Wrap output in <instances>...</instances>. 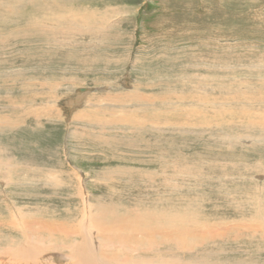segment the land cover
I'll list each match as a JSON object with an SVG mask.
<instances>
[{
    "label": "rangeland",
    "instance_id": "1",
    "mask_svg": "<svg viewBox=\"0 0 264 264\" xmlns=\"http://www.w3.org/2000/svg\"><path fill=\"white\" fill-rule=\"evenodd\" d=\"M110 7L121 12L89 26L71 15L94 10L99 17ZM39 20L57 27L40 28ZM199 45L209 60L194 67ZM227 45L233 59L242 52L264 60V0H0V257L12 246L5 238L21 236L7 223L6 203L40 221L71 223L81 215L71 194L78 176L97 197L87 199L112 203L123 215L152 208L211 225L196 228V247L184 238L191 251L152 256L155 264H264V65L239 59L236 70L221 69ZM43 76L57 83L56 99L35 93ZM78 86L90 91L78 97ZM115 101L116 115L104 111ZM42 103L55 104L42 114ZM127 109L130 126L104 117ZM45 236L38 235L47 242ZM45 254L40 264H73L63 249ZM4 255L0 264H39Z\"/></svg>",
    "mask_w": 264,
    "mask_h": 264
},
{
    "label": "bare ground",
    "instance_id": "2",
    "mask_svg": "<svg viewBox=\"0 0 264 264\" xmlns=\"http://www.w3.org/2000/svg\"><path fill=\"white\" fill-rule=\"evenodd\" d=\"M9 5V4H8ZM111 8V7H110ZM105 8L104 11L101 13V15L98 17L96 16L97 14L91 11V8H89V10L91 12H85L86 14H71L73 15L72 17H77L78 22L77 24L79 26L85 25V26H89L91 24H98L102 21L107 22V17L109 15V12L111 10V13H118L121 11H118L119 9L121 10V8L115 7L113 8ZM87 9V8H86ZM85 9V10H86ZM96 9V8H95ZM73 10V9H72ZM78 10V8H77ZM88 10V9H87ZM125 10V7H124ZM69 11V10H68ZM67 11V13H68ZM81 11V10H80ZM79 11V13H80ZM102 11V10H101ZM114 11V12H113ZM99 12V11H98ZM183 12V11H182ZM72 13V12H71ZM106 14V16H105ZM70 15V14H69ZM99 15V13H98ZM104 15V16H103ZM63 18V17H62ZM66 19V18H65ZM181 19L182 16H181ZM36 21V20H35ZM61 21V20H60ZM100 21V22H99ZM57 22V21H56ZM80 22V23H79ZM73 23V22H72ZM37 26L40 28H43L44 26L49 27V28H56L57 25H55V23L52 24H45L42 21H37ZM43 24H45L44 26H42ZM62 24V23H60ZM74 24V23H73ZM75 24V25H77ZM98 26V25H97ZM72 28V25L71 27ZM111 28V27H110ZM83 28H81L82 30ZM92 30V29H91ZM87 32L88 29H86ZM82 32V31H81ZM91 33V32H90ZM82 34V33H81ZM215 38V36H214ZM223 38V37H222ZM222 38H220V40L222 41ZM225 38V36H224ZM226 39V38H225ZM219 40V38H218ZM229 40V39H227ZM226 40V41H227ZM242 45V44H240ZM222 46V45H221ZM231 45H227V47H225V49L222 51L223 55L219 58V62L221 63L220 68L221 69H225L227 71H234L236 70L235 65L238 64L239 59H246V56L244 55L245 53H240L238 52L237 55H239V57H236V53L234 54L236 58L235 62L233 61L234 59L232 58V52L228 53V50L232 49L230 47ZM214 48V47H213ZM217 50V49H216ZM194 51L196 52V55L194 57H191L190 60H192V62L194 63L193 66L194 67H198V66H204V65H200L202 63H204L205 61H208V51L206 56L203 55V49L202 47L199 45L197 48L194 49ZM232 51V50H231ZM215 52V50H214ZM221 52V51H220ZM218 53V52H217ZM248 54H252V52H248ZM262 54V53H261ZM30 55V54H29ZM194 55V54H193ZM232 55V57L230 56ZM249 55V57H250ZM34 56V55H33ZM214 56V55H213ZM213 56H211L210 61L214 60ZM254 56V55H253ZM173 57V56H172ZM218 58V57H217ZM257 58V57H255ZM255 58H251V59H246L248 60L246 63H244V66H249V65H253V67H263V62L264 60L261 62V57L260 60H257L256 62H252L253 59ZM245 61V60H244ZM260 61V62H258ZM243 63V62H242ZM241 63V64H242ZM191 64V63H190ZM240 64V63H239ZM209 65V64H208ZM191 67V66H190ZM202 68V67H200ZM260 69V68H259ZM184 70V69H183ZM252 70V69H251ZM180 71V70H179ZM182 71V70H181ZM215 71V70H212ZM223 71V70H222ZM220 72V71H218ZM42 73V72H41ZM209 73V72H207ZM224 73V72H223ZM227 73V72H226ZM225 73V76H226ZM252 73V72H251ZM198 74V73H197ZM196 74V75H197ZM215 74V73H214ZM248 74V73H247ZM199 75V74H198ZM223 75V74H222ZM209 76V75H208ZM240 76V75H239ZM250 76V75H249ZM254 76V74H253ZM258 76V75H257ZM263 76V75H262ZM50 76H43L44 80H37V78L35 79L36 81H38V85H36V88L38 90L35 91L36 94H38V96L40 95H44L46 96V100L48 99H56V89H55V82L52 81L51 78H49ZM186 77V76H185ZM237 76L233 77V76H228L227 78H231V79H235ZM245 77V76H244ZM252 77V75H251ZM196 78V77H195ZM198 78V76H197ZM196 78V79H197ZM208 78V77H207ZM212 78V77H211ZM250 78V77H249ZM255 78V77H254ZM261 79V77H259ZM50 79V80H48ZM195 79V80H196ZM33 80V79H32ZM209 80V79H208ZM229 80V79H228ZM243 80V79H242ZM263 80V78H262ZM64 81V80H63ZM63 81L59 82L62 83ZM73 80L70 79L69 82H72ZM75 81V80H74ZM189 81V80H188ZM193 81V80H192ZM207 81V80H206ZM213 81V80H212ZM210 81V83L212 82ZM216 81V80H215ZM230 81V80H229ZM237 81V80H236ZM31 82V81H30ZM191 82V81H190ZM194 82V81H193ZM196 82V81H195ZM209 82V81H208ZM223 81V86L224 85ZM246 82V81H245ZM249 82V81H248ZM262 82V81H260ZM34 83V82H33ZM36 83V82H35ZM68 83V82H67ZM185 83V82H184ZM206 83V82H205ZM204 83V84H205ZM243 83V82H242ZM70 84V83H69ZM188 84V83H187ZM190 84V83H189ZM188 84V85H189ZM197 84V83H195ZM208 84V83H207ZM206 84V85H207ZM214 84V83H213ZM230 84V83H229ZM235 84V83H234ZM250 84V83H249ZM187 85V86H188ZM212 85V84H211ZM238 85V84H237ZM241 85V84H240ZM62 86V85H61ZM197 86V85H196ZM208 86V85H207ZM206 86V87H207ZM210 86V85H209ZM235 86V85H234ZM247 86V83H246ZM205 87V89H206ZM212 87V86H211ZM215 88V86H213ZM212 87V88H213ZM228 87V86H227ZM248 87V86H247ZM35 88V89H36ZM191 88V87H190ZM203 89V87H201ZM210 88V87H209ZM193 89V88H192ZM195 89V88H194ZM241 89V88H239ZM247 89V88H246ZM66 90V89H65ZM77 90V94L78 97H82L83 95H85L86 93H88L89 88H85L82 86H78ZM212 90V89H210ZM215 90V89H214ZM225 90V89H224ZM231 90V89H230ZM250 90V89H248ZM189 91V90H188ZM197 91V90H196ZM207 91H209L207 89ZM234 91V89H233ZM232 91V92H233ZM243 91V90H242ZM264 91V90H263ZM190 92V91H189ZM193 92V91H192ZM203 92V91H202ZM230 92V91H229ZM228 92V93H229ZM197 92H195L194 94H196ZM210 93V92H209ZM214 93V92H213ZM219 93V92H218ZM236 93V91L234 92ZM253 93V92H252ZM46 94V95H45ZM188 94V93H187ZM202 94V93H201ZM208 94V93H207ZM147 95V93H146ZM206 95V94H205ZM216 95V94H215ZM226 95V94H225ZM238 95V94H237ZM248 95V94H247ZM37 96V97H38ZM209 95L205 96V99L208 97ZM245 96V95H243ZM263 96V95H262ZM111 97V96H110ZM139 97V96H138ZM103 98V97H102ZM140 98V97H139ZM202 98V97H200ZM219 98V97H218ZM239 99V97H237ZM246 98V96H245ZM253 98V97H251ZM144 99V97H143ZM148 99V98H147ZM105 100V99H104ZM107 100V99H106ZM106 100L104 102H106ZM112 100V99H110ZM152 100V99H151ZM214 100V99H213ZM232 100H233V96H232ZM155 101V100H154ZM166 101V100H165ZM171 101V100H170ZM197 101V100H196ZM227 101V100H226ZM49 102V101H48ZM110 101L108 100V103ZM116 102V101H115ZM147 102V101H146ZM205 102V101H204ZM235 102V100H234ZM233 102V103H234ZM69 103V102H68ZM94 103V101H93ZM119 102H116L113 104L115 106H110L112 104L107 105V108L104 109V111H107V113L111 114V115H116L117 113V109L118 107H120L121 105L119 104ZM137 103V102H136ZM152 103V102H150ZM164 103V102H163ZM182 103V102H181ZM214 103V101H213ZM216 103V102H215ZM214 103V104H215ZM223 103V102H222ZM236 103V102H235ZM240 103V102H239ZM55 103L52 104H43V106H40V110H38L35 106V109H37V111H39L40 113L44 114L43 112L49 110L50 108L54 107ZM107 104V103H106ZM105 104V105H106ZM166 104V103H165ZM177 104V103H176ZM183 104V103H182ZM189 104V103H188ZM228 104V103H227ZM230 104V103H229ZM242 103H240L239 105H241ZM68 105V104H67ZM75 105V104H74ZM96 105V104H95ZM95 105L91 104L90 108H92L93 110H95V112L97 113L98 109ZM151 105V104H150ZM190 105V104H189ZM192 105V104H191ZM224 105V103H223ZM237 105V104H236ZM124 105H122L123 107ZM148 106V105H147ZM195 106V105H194ZM218 106V105H217ZM216 106V107H217ZM230 106V105H229ZM238 106V105H237ZM143 107V106H142ZM165 107V106H164ZM178 107V106H177ZM176 107V108H177ZM183 107V106H182ZM223 107V106H221ZM235 107V106H234ZM133 108V107H132ZM147 108V107H146ZM175 108V110H176ZM180 108V107H179ZM193 107H191L192 109ZM227 108V107H226ZM225 108V109H226ZM232 108V107H231ZM47 109V110H46ZM64 109V108H63ZM109 109H111L109 111ZM142 109V108H141ZM148 109V108H147ZM191 109L189 108L188 110L191 111ZM194 109V108H193ZM197 108H195L196 110ZM211 109V108H210ZM224 109V108H223ZM229 110V108H227ZM263 109V108H262ZM79 110H84L82 108L78 109L77 113L74 115L75 119L77 120H81L84 116L81 115V113L79 112ZM201 110V109H200ZM247 110V109H246ZM109 111V112H108ZM144 111V110H143ZM147 111V110H146ZM164 111V110H163ZM168 111V110H167ZM177 111V110H176ZM198 111V110H197ZM213 111V109H212ZM215 111H218V109H216ZM230 111V110H229ZM121 114L118 115L117 118H115L114 120L110 119L109 116H105L107 113L104 112V117L108 118L109 121H115L117 123H122L128 126L127 121L130 120V116H131V112L129 113V109L124 110V111H120ZM183 112V111H182ZM185 112V111H184ZM183 112V113H184ZM241 112V111H240ZM247 112V111H246ZM139 113V112H138ZM165 113V112H164ZM181 113V112H180ZM188 113V111H187ZM185 113V114H187ZM200 113V112H199ZM215 113V112H214ZM238 113V111H237ZM46 114V113H45ZM98 114V113H97ZM171 114V113H170ZM184 114V115H185ZM189 114V113H188ZM248 114V113H247ZM246 114V115H247ZM100 115V114H99ZM138 115V114H137ZM175 115V114H174ZM183 115V116H184ZM241 115V114H240ZM245 115V114H244ZM186 116V115H185ZM99 117V116H98ZM171 117V116H170ZM135 118V117H134ZM186 117H184L183 119H185ZM191 118V117H190ZM206 118V117H204ZM95 119V118H94ZM99 118H96L95 120H97ZM160 119V118H159ZM187 120V119H186ZM202 120V118H201ZM234 120V119H233ZM232 120V121H233ZM137 121V119H136ZM161 121V120H160ZM167 121V120H166ZM251 121V120H250ZM257 121V120H256ZM90 122V121H89ZM130 122V121H129ZM159 122V121H158ZM96 123V121H95ZM94 123V124H95ZM139 123V122H138ZM151 123V122H150ZM163 123V120H162ZM261 123V122H260ZM264 123V121L262 122ZM112 124V123H111ZM147 124V123H146ZM102 125V124H101ZM170 125V124H169ZM261 125V124H260ZM263 125V124H262ZM130 126V124H129ZM165 126V125H164ZM101 127V126H100ZM103 127V126H102ZM147 127V126H146ZM102 129V128H101ZM131 130V129H130ZM146 130V129H145ZM86 131V130H85ZM84 134V133H83ZM87 134V133H86ZM93 135V134H92ZM98 135V134H97ZM96 136V135H95ZM144 136V135H143ZM142 137V136H141ZM138 138V137H137ZM232 138V137H230ZM79 139V138H78ZM95 139V138H94ZM144 139V138H143ZM98 140V139H97ZM107 140V139H106ZM89 141V140H88ZM151 141V140H150ZM148 141V142H150ZM138 142V141H137ZM146 142V141H145ZM110 143V142H109ZM99 157V156H98ZM11 163H6L4 168L6 172L5 175L2 177V180H7L10 179L11 176L9 172V170H11ZM13 164V163H12ZM68 164V163H67ZM15 165V164H14ZM72 165V164H71ZM80 168V166H78ZM78 167H74L73 165V169L71 168L73 171H76L75 169H78ZM70 169V170H71ZM81 169V168H80ZM7 170V171H6ZM82 170V169H81ZM80 170V171H81ZM1 174V172H0ZM48 174V173H47ZM76 174V173H75ZM2 175V174H1ZM77 176V175H76ZM4 177H6L5 179H3ZM47 178V177H46ZM77 179V180H76ZM75 180L78 181L77 183V188H76V193H71L72 195L76 196L77 198H79L78 200H80V206L78 210L80 211L81 215H78L76 218L74 217V219L72 220V222L67 223V222H62V221H55V220H43L40 221V219H36L34 216L27 214L25 212H23L21 209H18V207L16 209H14L15 211H13L12 209H10L11 207L8 206V204L6 203V208L9 209L10 211V218L8 219L7 223L8 225L15 230V232H19L21 233L20 235V240L17 242H15L12 238H8L6 237L4 242L9 243L10 245L12 244L11 247H9L8 249H5L4 254L6 253V255H9L11 258H18L20 256V258H25V259H31L34 262H38L39 264L41 263V261H43L42 259L45 260V256L47 254H45L46 252H48L50 249H56V250H65L66 251V257L68 260L70 259L73 264H155L154 262H156L155 260H153L152 256H161L163 255H170V254H174V252L176 250H180L181 252H185L187 253L188 251H191V249H193L192 247L194 246L193 243L197 240L198 241V236H197V231L196 228L197 227H205L207 229H209L211 227V225L207 224V223H202L203 225L200 226L198 225V223H196L195 221L189 222L186 218L182 217V215H178V216H171L170 213H168L165 210H158V209H152V208H147V209H143L141 211H139V209H127V212H124L125 215L121 214L120 211H116L115 208L112 205V203H110L109 205H100V202H97L98 204H95L93 202L90 201V199H87L90 195L91 199H93L94 201L96 200L97 197H94V193L92 192H88L85 190L84 186L79 182V178L77 176ZM49 181V180H48ZM154 181V180H153ZM9 183V182H8ZM59 184V183H58ZM56 186V185H55ZM172 186V185H171ZM3 188V187H0ZM155 188V187H154ZM153 189V188H152ZM154 190V189H153ZM11 191V190H10ZM120 191V190H119ZM3 192V191H2ZM74 192V191H73ZM4 193V192H3ZM102 193V192H101ZM120 193V192H119ZM102 196V194H101ZM107 197V196H106ZM257 197V196H256ZM100 198V196H99ZM101 200V199H100ZM98 201V200H97ZM78 202V201H77ZM136 203V202H135ZM138 204V203H136ZM113 205H116V203ZM140 205V204H139ZM121 206V205H120ZM123 206V205H122ZM130 206V205H129ZM14 207V206H13ZM75 208V207H74ZM158 210V211H156ZM256 210V209H255ZM258 210V209H257ZM78 212V211H77ZM262 212V210H261ZM127 214V215H126ZM259 217V216H258ZM41 218V217H40ZM73 218V217H72ZM71 219V218H70ZM250 219V218H249ZM248 219V220H249ZM69 220V219H68ZM194 220V219H193ZM259 220V219H257ZM260 220H261V216H260ZM247 221V220H246ZM264 223V218L263 220ZM201 222V221H199ZM250 223V227L253 226L252 223L254 222H249ZM258 223V222H257ZM263 223L261 226H263ZM38 226H37V225ZM236 224V223H235ZM261 224V223H260ZM247 225V224H246ZM257 225V224H256ZM37 226V227H36ZM248 226V227H249ZM257 226H260L259 224ZM260 226V227H261ZM192 227V228H190ZM238 229V228H237ZM254 229V228H253ZM194 230V233H193ZM212 231V230H210ZM37 232H39V234H43V232H46L48 235V238L45 236V238L47 239V242L45 240L42 241V238L40 239L38 237ZM254 232V231H253ZM207 233V232H206ZM264 233V232H263ZM199 234V233H198ZM10 235V234H9ZM1 236V235H0ZM14 236V235H13ZM51 236L53 237H60V239L51 241ZM207 236V235H205ZM15 237V236H14ZM210 237V236H209ZM184 238H191L193 239V243L187 244L185 243V239ZM17 239V238H16ZM55 239V238H54ZM195 239V241H194ZM191 241V240H190ZM196 241L195 247L196 245H198ZM3 242V243H4ZM12 242V243H11ZM155 242H157L156 244L161 245V247H156L154 244ZM189 243V242H188ZM6 244V243H5ZM8 245V244H7ZM128 246H135L134 248L131 249V251L126 250V248ZM164 246V247H163ZM3 248V247H2ZM120 248V249H119ZM186 250H188L186 252ZM1 251V250H0ZM180 252V254H181ZM2 253V252H0ZM68 253V254H67ZM135 254L133 257L131 256V254ZM137 253V254H136ZM3 254V256L1 257H5V255ZM51 254V253H50ZM57 255V254H56ZM62 255V254H61ZM126 255H129L128 258H126ZM135 256L140 257V259L137 260L134 258ZM0 257V259H1ZM117 259H116V258ZM165 257V256H164ZM6 258V257H5ZM41 258V259H40ZM59 258H63V257H59ZM9 259V258H8ZM166 259V257H165ZM181 259V258H180ZM179 259V261H180ZM2 260V259H1ZM3 260H5L3 258ZM16 260V259H15ZM51 260V259H49ZM10 261V259H9ZM18 261V260H16ZM22 261V260H21ZM25 261V260H24ZM40 261V262H39ZM46 262H48L47 260H45ZM120 261V262H119ZM179 261H174L171 260V263L169 262V260H164L162 261V264H176L179 263ZM183 261V260H182ZM4 262V261H3ZM185 262V261H184ZM7 263V261L5 262ZM15 263V261H14ZM19 263H23V262H17V264ZM29 263V262H28ZM31 263V262H30ZM33 263V262H32ZM31 263V264H32ZM49 263H52L51 261H49ZM48 263V264H49ZM12 264V262H11ZM27 264V263H26ZM56 264V263H55ZM66 264V263H65ZM188 264V263H186ZM191 264V263H190Z\"/></svg>",
    "mask_w": 264,
    "mask_h": 264
}]
</instances>
